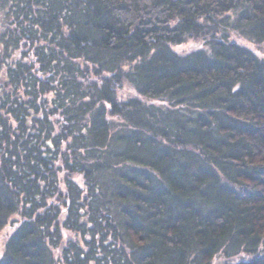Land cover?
Segmentation results:
<instances>
[{"label": "trees", "instance_id": "obj_1", "mask_svg": "<svg viewBox=\"0 0 264 264\" xmlns=\"http://www.w3.org/2000/svg\"><path fill=\"white\" fill-rule=\"evenodd\" d=\"M0 264H264V0H0Z\"/></svg>", "mask_w": 264, "mask_h": 264}, {"label": "rangeland", "instance_id": "obj_2", "mask_svg": "<svg viewBox=\"0 0 264 264\" xmlns=\"http://www.w3.org/2000/svg\"><path fill=\"white\" fill-rule=\"evenodd\" d=\"M2 243H3V239H2V235H0V254L2 251Z\"/></svg>", "mask_w": 264, "mask_h": 264}]
</instances>
